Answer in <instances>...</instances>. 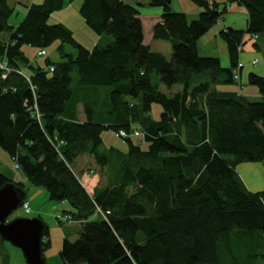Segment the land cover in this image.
I'll return each instance as SVG.
<instances>
[{
    "label": "trees",
    "instance_id": "16d2710c",
    "mask_svg": "<svg viewBox=\"0 0 264 264\" xmlns=\"http://www.w3.org/2000/svg\"><path fill=\"white\" fill-rule=\"evenodd\" d=\"M191 1L202 9L193 20L173 10V0H146L164 10L153 38L170 41L167 59L144 43L142 2L83 0L87 25L111 38L89 49L66 24L50 22L65 0L33 3L17 25L10 23V0H0V34H8L0 61L12 68L6 78L0 69V145L50 199L70 203L64 214L83 221L76 240H63L65 264H264V190L247 189L236 170L264 159V75L248 77L259 99L217 88L237 82L246 36L264 33V0ZM231 2L247 9L249 25L221 30L232 62L224 67L218 57L201 55L197 42ZM56 40L61 61L41 65L23 50ZM154 74L181 90H161ZM155 102L163 107L158 119L151 115ZM79 104L84 120L77 118ZM136 127L147 148L141 136H121L126 152L103 151L105 129L118 134ZM91 170L100 175L93 196L80 180ZM8 181L26 190L0 171V187ZM49 236L45 224L43 252Z\"/></svg>",
    "mask_w": 264,
    "mask_h": 264
},
{
    "label": "crops",
    "instance_id": "0c3cea01",
    "mask_svg": "<svg viewBox=\"0 0 264 264\" xmlns=\"http://www.w3.org/2000/svg\"><path fill=\"white\" fill-rule=\"evenodd\" d=\"M42 1L43 0H10V4L14 8V13L15 10L19 11L22 9L19 12V14H21V19L19 21L20 23L26 16L28 7L31 6L33 3H41ZM124 1L133 5H137L136 3L138 2H142L144 4L146 3V0H124ZM215 1L224 2L226 0H215ZM18 7L21 9H18ZM171 8L173 10L183 11L187 13L189 19L197 18L200 14V11L202 10L201 7H199L191 0H173L171 4ZM139 10L144 28V43L148 45L153 51L162 52L167 57V59H170L172 56V47L170 41L153 38V29L156 23H158L161 20V15L164 11L163 8L151 7L145 4L142 7L139 6ZM19 23H16L15 25ZM64 23H66L68 26L73 28L67 22L64 21ZM248 25H249V13L247 9L238 2H231L228 5V11L224 15L223 20L221 21L219 20L206 34H204L198 39L197 46L199 53L201 55L218 57L220 59L221 65L224 67L232 66L228 45L226 41L221 37L220 32L221 30L227 28L228 26H231L236 29L246 30L248 28ZM7 39H8V34L6 33V38L4 40ZM246 39H249V41L243 44L239 54V60L244 64L241 71L242 77L240 82H234L230 84H219L217 88L221 91H235L239 94H244L248 97H251L252 99H259L261 95L259 93L258 87L252 84L251 86L249 84L248 77L250 73H257L260 75H264V33L257 34L256 40L252 38L250 39V36L249 38L248 36H246ZM109 40H111L109 36L98 35V37L91 39V43H90L91 45H88L87 43L86 44L82 43L79 40L78 41L87 48L93 49L96 46V44L106 43ZM254 59H258L257 64L252 63ZM53 61H61V60H53ZM27 69L28 68L23 66V71L26 74H28ZM207 76L208 75H204L202 76L201 79L206 78ZM159 87L161 90L172 94L181 90L182 85L176 84L171 89H169L164 84L159 82ZM243 91L247 93H243ZM82 111H83V105L79 104L77 111V118L79 120H84L82 116ZM236 170L247 189L253 192L264 190V159L261 161L241 162L236 166ZM26 179H28L27 176ZM80 180L84 185V187L86 188V190L88 191V193L93 196L95 192V188L99 185L100 175L98 173H94L92 175H86L85 173V175H83ZM63 215L65 214H59L58 216L60 217ZM72 220H76V219L73 218ZM60 221L65 222L67 220L60 219ZM77 221L80 224L83 222L80 220ZM69 239L73 241V239L71 238ZM43 240H45V238H43ZM0 246L2 247L0 249V255H2L4 250L7 249V247H5L4 242H0ZM45 251L46 253L44 254L46 257L47 264H64V262H62L59 258L57 259L50 251H47V249ZM49 256L53 258L52 262ZM79 264H85V263H79Z\"/></svg>",
    "mask_w": 264,
    "mask_h": 264
},
{
    "label": "rangeland",
    "instance_id": "374dc122",
    "mask_svg": "<svg viewBox=\"0 0 264 264\" xmlns=\"http://www.w3.org/2000/svg\"><path fill=\"white\" fill-rule=\"evenodd\" d=\"M44 1V0H43ZM42 1V2H43ZM41 2V3H42ZM83 4V0H65L64 8L53 12L51 15L50 22H67L73 28L68 26L74 31L75 37L82 43H87L91 45V39L98 37L97 33L85 22V19L80 13V8ZM138 4V3H136ZM142 7V6H140ZM18 9H21L18 7ZM22 10V9H21ZM21 10H15V13L10 18V23L16 24L19 23L21 19V14L19 12ZM177 11V10H175ZM195 19V18H193ZM190 19V20H193ZM6 38V33L0 34V42ZM60 40L54 41L51 45L46 47L47 55H38V47L23 46V50L25 54L31 58L34 62L40 63L41 65H45L46 61L51 58L52 60H61V53L58 49L60 44ZM65 49L67 52L76 53V49L70 45L66 44ZM31 69H27L28 74L31 72ZM73 76L76 78V71L73 72ZM159 76L157 74L153 75V83L156 84L159 82ZM73 85H76V81L74 80ZM251 85V84H250ZM252 86V85H251ZM243 93H247L243 91ZM163 107L160 103H153L151 115L153 118H159ZM155 118V119H156ZM103 136V151H108L111 147H117L122 149V151L126 152L128 150L127 141L119 136L116 131L112 129H105L102 132ZM143 139V148H147L148 143L145 141L144 134H142ZM135 139L138 140L137 137ZM116 156L112 155V163L109 165V170L113 168V162H115ZM16 162L12 158V156L0 145V171L9 175L14 181L21 182L24 184V187L27 191V199L30 202V206L32 211L30 213L25 212V210L20 207L16 210L11 217L14 216H27V217H35L40 216L43 218L45 224L49 228L51 239V246L47 249L50 251L57 259L59 258L62 261L60 256V249L63 244V239L65 236L75 240L78 237V232L81 228V224L77 220H72L71 222L65 221L63 223L60 222L58 218L59 214H64L65 210H70L72 207L68 201H59L50 199L47 191L43 187H38L32 184L28 179H26L25 173L20 169L16 168ZM65 209V210H64ZM6 250H4L3 254L0 255V263L1 264H27L23 251L13 245L9 241H5ZM2 247L0 246V249ZM46 253V251H44ZM50 260L52 262V257ZM63 262V261H62ZM65 264V263H64ZM87 264V263H85Z\"/></svg>",
    "mask_w": 264,
    "mask_h": 264
},
{
    "label": "water",
    "instance_id": "95a60500",
    "mask_svg": "<svg viewBox=\"0 0 264 264\" xmlns=\"http://www.w3.org/2000/svg\"><path fill=\"white\" fill-rule=\"evenodd\" d=\"M27 198V191L13 181L0 187V235L23 251L27 264H47L42 249V217L10 216Z\"/></svg>",
    "mask_w": 264,
    "mask_h": 264
},
{
    "label": "built area",
    "instance_id": "2783aa9c",
    "mask_svg": "<svg viewBox=\"0 0 264 264\" xmlns=\"http://www.w3.org/2000/svg\"><path fill=\"white\" fill-rule=\"evenodd\" d=\"M242 47L240 46L239 47V50L241 49ZM38 54L39 55H46L47 54V51H46V49H40L39 51H38ZM257 62H258V59H254L253 61H252V63L253 64H257ZM243 62H239V65H238V67L236 68V71H235V74H234V77L237 79V82H240V80H241V77H240V74H241V69H242V67H243ZM0 69L2 70V77L3 78H6L7 76H8V74L12 71V68H10L9 66H8V64H7V62L5 61V60H1L0 61ZM51 69H53V67H51ZM37 115L39 116L40 114L39 113H37ZM118 134L120 135V136H123V137H132V136H135V137H139V136H142V134H144V131H143V129H141V128H138V127H136V128H134V130L131 132V133H128L127 131H125L124 129H120L119 130V132H118ZM16 167L17 168H19V164H16ZM95 173V171L94 170H91V171H88L87 173H86V175H92V174H94ZM22 207L24 208V210L26 211V212H30L31 211V206H30V203H29V201L28 200H25L24 202H23V204H22ZM98 210H101V208H98ZM105 216H106V213H103ZM60 219H63V220H67V221H72V216L71 215H69V214H65V215H63V216H60L59 217Z\"/></svg>",
    "mask_w": 264,
    "mask_h": 264
}]
</instances>
